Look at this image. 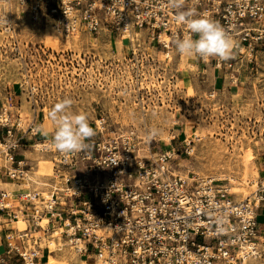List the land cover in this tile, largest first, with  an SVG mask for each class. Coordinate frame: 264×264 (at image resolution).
<instances>
[{"label":"built area","instance_id":"1","mask_svg":"<svg viewBox=\"0 0 264 264\" xmlns=\"http://www.w3.org/2000/svg\"><path fill=\"white\" fill-rule=\"evenodd\" d=\"M5 1L63 36L115 33L127 40L132 57L143 50L140 61L146 66L154 59L139 34L158 47L164 67L182 56L174 40L188 34L167 0ZM183 10L210 17L236 43L229 60L192 56L195 64L211 65L231 83L264 71V0H185ZM12 98L9 92L0 105V180L23 187L0 189V213L12 224L4 234L6 254L31 264L43 249L49 251L42 239L55 231L64 239L57 250L66 244L93 264H264L258 220L264 168L250 193L237 199L213 176L176 170L173 147L152 152L135 126L124 129L99 115L82 151L60 152L44 137L28 142L53 162V173L35 180L29 176L33 166L18 157V149L39 127L34 118L23 127L10 109Z\"/></svg>","mask_w":264,"mask_h":264},{"label":"rangeland","instance_id":"2","mask_svg":"<svg viewBox=\"0 0 264 264\" xmlns=\"http://www.w3.org/2000/svg\"><path fill=\"white\" fill-rule=\"evenodd\" d=\"M46 27L55 31L33 22L13 2L0 0V105L14 91L10 109L23 127L32 118L50 122L52 106L70 98V110L86 114L90 125L103 115L124 129L135 126L152 152L173 147L177 155L172 165L179 172L213 176L235 191L237 199L250 193L264 167V71L259 68L257 74L231 83L211 65L195 64L193 57L175 55L164 67L158 47L144 33L137 38L154 59L150 66L140 61L142 49L132 57L127 40L115 33L81 34L67 46L59 32L54 50L45 45ZM152 128L160 132L154 138L148 136ZM35 138L40 136H32V142L39 140ZM27 148L34 179L51 175V157ZM248 149L252 158L244 175L241 164ZM260 229L264 236V225ZM63 240L46 239L47 264H81L83 257L68 245L57 251Z\"/></svg>","mask_w":264,"mask_h":264},{"label":"clouds","instance_id":"3","mask_svg":"<svg viewBox=\"0 0 264 264\" xmlns=\"http://www.w3.org/2000/svg\"><path fill=\"white\" fill-rule=\"evenodd\" d=\"M185 0H167L168 6L176 11L174 17L179 24L186 26L188 34L174 40L176 51L180 55L196 56L203 60L218 58L227 61L233 56L236 43L233 37L218 22L207 16H197L194 11L183 10ZM195 37V38H194ZM73 101L64 98L52 106L48 119L53 126L51 142L63 153H76L88 147L95 130L84 113H74L70 109ZM38 131L48 136L45 128ZM159 129L148 130V136L154 138Z\"/></svg>","mask_w":264,"mask_h":264},{"label":"crops","instance_id":"4","mask_svg":"<svg viewBox=\"0 0 264 264\" xmlns=\"http://www.w3.org/2000/svg\"><path fill=\"white\" fill-rule=\"evenodd\" d=\"M13 94H14V91H13ZM34 124L38 125L39 129L40 128H45L48 131V136H45L42 132L38 131V134L36 136H40V138H35V140L41 139L43 137L44 138L48 137L49 139H51V135H52L51 134V132H52V128L51 127H52V125H51L50 122L47 123V121H43V122L34 121ZM26 136H27V143H24V145H22L20 147V149H18V157L25 158L26 161L29 164H31L29 159H28L29 157L27 155V152H28V148L27 147H30L29 143L32 142V136H31L30 133H27ZM36 136H33V137H36ZM263 168H261L260 170H262ZM31 173H32V171L29 172V176L34 179L35 177ZM32 186L33 187H38L40 190H44L45 189V187H43L41 185H32ZM22 187H23L22 184L14 182V181H9L6 178H3V179L0 180V189L9 190V191L12 192V191L20 190ZM260 209L262 210L261 213L259 212ZM260 216L263 217L262 220H259ZM258 220H259L260 226L264 225V203L258 209ZM11 225L12 224L10 222H8V219L5 218L4 215H2L0 213V264H25L22 261V259L20 257H18L17 255L6 254V243H5L4 234L6 233L7 229ZM49 237H54V236H49L47 234L45 236V238L43 237L41 244H46V239L49 238ZM57 251H60V250H57ZM48 254H49V251L47 249H43L41 251L40 257H37L34 260V262H32V264H47L48 257H49ZM79 261L81 262V259H79Z\"/></svg>","mask_w":264,"mask_h":264},{"label":"bare ground","instance_id":"5","mask_svg":"<svg viewBox=\"0 0 264 264\" xmlns=\"http://www.w3.org/2000/svg\"><path fill=\"white\" fill-rule=\"evenodd\" d=\"M47 26V25H46ZM52 28V27H51ZM54 29V28H53ZM55 30V29H54ZM56 31V30H55ZM53 31V30H49L47 27H46V29H45V34H44V37H45V45L46 46H48V47H50V48H52V49H54V50H57L58 49V47H59V43H60V39H61V37H60V34H59V31ZM140 33V31H135V34H139ZM132 35V33H130V36ZM61 36H62V34H61ZM79 36V34H75V35H73V36H64V38H65V40H64V44H66L67 46L68 45H70L71 44V39H73L74 38V40H75V38L76 37H78ZM183 56V55H182ZM181 56V57H182ZM180 57V58H181ZM179 58V59H180ZM11 107H13V106H11ZM17 110H19V109H17ZM47 117V116H46ZM198 130V129H197ZM195 132H194V135H195V137L196 136H198L199 137V133H198V131H196V130H194ZM201 134H203V133H201ZM167 138V137H166ZM169 139V138H168ZM47 140H48V138H47ZM38 143H40V142H38ZM37 146H40V144H38ZM247 152V155H244L243 154V156H245V157H243V162H242V166H243V171H244V175H247V170H248V165L250 164V159L252 158V152H251V150H247L246 151ZM44 176H46V175H44ZM244 177V176H243ZM245 181V186H247L248 185V183H249V181H247V179H245L244 180ZM255 183V182H254ZM244 186V187H245ZM231 192H233V190H231V188L229 189ZM237 190H239V188H237ZM245 191V190H244ZM235 192V191H234ZM233 192V193H234ZM248 193V192H247ZM243 194H245V192L243 193ZM52 235H54V236H58L59 237V235H58V233L57 232H53V234ZM32 264V263H31ZM81 264H93V263H88V262H86V261H84L83 259H81Z\"/></svg>","mask_w":264,"mask_h":264}]
</instances>
